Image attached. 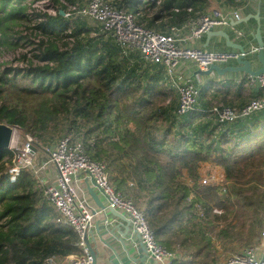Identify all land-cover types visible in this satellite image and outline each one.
Returning <instances> with one entry per match:
<instances>
[{"label": "trees", "instance_id": "16d2710c", "mask_svg": "<svg viewBox=\"0 0 264 264\" xmlns=\"http://www.w3.org/2000/svg\"><path fill=\"white\" fill-rule=\"evenodd\" d=\"M38 1L0 0V44L17 45L7 37L13 26L32 28L42 37L31 57L23 53L25 67L0 74V122L32 134L36 146L53 141L52 129L55 134L74 130L93 159H99L95 147L103 142L121 152L138 192H145L144 211L155 238L169 251L191 257L173 264L214 260L206 227L221 226L217 240H222L230 235L233 218H243L246 229L238 232L254 237L264 213V110L217 129L206 109L218 90L211 94L202 85L196 108L178 115L177 96L162 65H144L138 53H123L100 26L92 35L69 19L66 10L75 0H47L54 14L34 6ZM213 1L112 3L138 24L164 32L195 19ZM91 137L94 143L87 142ZM12 156L10 149L0 151V264H42L50 256L76 253L77 234L58 221L35 175L23 170L10 182L4 163ZM200 163L222 168L226 183L201 182ZM255 174L258 180L252 181ZM243 181L249 182L246 190Z\"/></svg>", "mask_w": 264, "mask_h": 264}, {"label": "built area", "instance_id": "2783aa9c", "mask_svg": "<svg viewBox=\"0 0 264 264\" xmlns=\"http://www.w3.org/2000/svg\"><path fill=\"white\" fill-rule=\"evenodd\" d=\"M44 3L49 5L47 0H40L34 6L39 7L38 4ZM43 10L51 14L55 13L52 7ZM79 12L97 22L101 32L110 36L121 47L123 53L136 52L145 63L163 66L178 98L176 110L178 115L194 110L200 96V87L188 79H182L178 73V68L183 61H192L199 69L206 70L213 64L220 67L227 66L236 61L239 56L253 61L258 50V46L248 39L242 29L232 25L233 22L241 20L242 15L238 9L213 8L184 25L172 26L167 33L138 24L133 14L115 6L112 0H88ZM224 26H232L235 41L245 43L242 51L239 49L212 51L184 45L186 40L198 39L210 29ZM185 31L187 33L183 34ZM249 79L250 83L264 91V72L258 76H251ZM261 110H264V94L250 99L240 108L215 103L206 109L209 118L217 125V129ZM12 128L9 149L13 156L8 168L10 182H15L23 170L31 171L38 179L41 170L47 164H52L56 169V182H47L42 185L43 194L58 213L59 220L77 234L79 239L76 245L82 249L80 255L70 256L64 264H92L93 260L85 238L93 226L95 211L86 199L78 195L73 184V179L83 173L92 177L103 191L108 207L119 211L127 218L153 264H171L176 258L174 253L155 238L145 211L112 185L105 161L91 158L87 153L88 145L82 139L74 136L73 133L62 135L53 147L46 149L48 159L39 165L33 150V146L36 147L35 138L27 133L18 143L19 131L16 126ZM260 235L264 237V227ZM260 250L258 247L247 246L242 251L231 254L224 264H264V254H261ZM42 264L57 263L49 257L44 259Z\"/></svg>", "mask_w": 264, "mask_h": 264}, {"label": "crops", "instance_id": "0c3cea01", "mask_svg": "<svg viewBox=\"0 0 264 264\" xmlns=\"http://www.w3.org/2000/svg\"><path fill=\"white\" fill-rule=\"evenodd\" d=\"M239 0H236V2ZM213 8H225L227 10L238 9L241 12V20L233 22L232 25L240 28L247 35L248 39L257 45V41L254 38L256 30L260 27L261 34L264 39V0H241L239 4L226 3L224 0H214L209 7L201 11V13L209 11ZM181 26V25H180ZM172 26L167 27L164 32H170ZM220 31H224L228 34L230 40L234 43L243 46L245 44L241 41H235L234 29L232 26L217 27L204 33L198 39L186 40L184 45L191 47H202L208 50H228L237 49L229 47L226 44V40L223 36L219 35ZM185 31L183 34H186ZM138 60H141L142 64L146 65L140 55ZM153 65V64H152ZM159 65V64H158ZM229 65H236V61L231 62ZM163 71L164 68L161 66ZM225 67V66H224ZM252 67L254 69L259 67L257 59H253ZM199 68L192 61H183L179 68L178 73L182 79H188L192 81L193 84L197 86L209 87V93L218 90L217 95L211 98V102L216 103L218 99L223 100L225 103L228 102L232 107L240 108L250 99L264 94L263 90H260L256 85L250 83L251 75L243 71L239 72H226L220 75L216 72H211L209 75H199L196 74V70ZM165 79L170 83L169 78L166 76L164 71ZM171 87V83L169 84ZM220 86V87H219ZM174 89V87H172ZM219 88V89H218ZM239 89V93L236 91ZM248 90V95L242 96V92ZM227 92V93H226ZM176 93V92H175ZM226 93V94H225ZM177 96V95H176ZM210 98V97H208ZM178 100V98H177ZM95 142L94 137H91L87 142ZM105 142H103L98 148L99 150V160H104L107 167V173L109 180L112 185L122 194L130 197L135 205L142 210L147 208V201L145 200L144 193L140 194L138 192V187L136 180L133 175L129 172L131 169L127 167L125 161L128 160L121 152L116 149L106 147ZM95 151V150H93ZM37 163L39 165L45 163L48 159V153L41 146H36L34 150ZM211 164L214 168L220 169L212 163H200L199 171L201 166ZM222 169V168H221ZM222 171H224L222 169ZM36 177V176H35ZM90 176L86 174H78L73 179V184L77 189V193L81 198L86 199L95 211L93 217V226L86 234V238L91 246V248L96 252L97 264H153L152 260L146 255L138 236L132 230L130 224L125 220L127 219L122 213L117 211L111 213L108 207V202L103 193L99 189L94 188L97 194V203L89 193V187L91 186ZM57 179V172L52 164H47L44 169L41 170L39 174L38 181L41 185L48 183H54ZM49 203V202H48ZM102 204L104 207L100 206ZM122 214L125 219L119 217ZM63 224L60 220H58ZM65 225V224H63ZM77 252L66 256L54 255L52 257L57 264H64L70 256L80 255L82 249L76 245ZM258 247L261 254H264V237L260 235V240L256 245H251ZM176 255V258L172 260H190L191 257H185L182 250L176 249L171 251ZM185 257V258H184ZM49 258V257H47ZM46 259V258H45ZM44 261V260H43ZM42 261V263H43ZM225 259H220L219 253L216 252L214 255V260H209L206 264H224Z\"/></svg>", "mask_w": 264, "mask_h": 264}, {"label": "rangeland", "instance_id": "374dc122", "mask_svg": "<svg viewBox=\"0 0 264 264\" xmlns=\"http://www.w3.org/2000/svg\"><path fill=\"white\" fill-rule=\"evenodd\" d=\"M87 2L88 0H75L74 5L68 4L69 7L66 10L68 14H65V15H67L68 18L71 19L72 21L73 20L76 21L77 24H80V25L84 24L86 28H90L91 34L94 35L95 29L99 27L98 23L92 20L91 18L85 17L79 12V10L82 7H84ZM45 4L46 3L38 4L39 8L46 9V8L52 7V6H45ZM42 5H44V8H42ZM34 32L35 31L32 28H26L24 25L13 26L7 29L8 39L11 41H16L17 45L10 46L7 43L0 44V74L8 67L12 69H21L26 66V60L22 59L23 53H26L27 57H31L33 53L32 48L35 47V44L37 43L38 38L41 37V36H36ZM23 38L26 40H24ZM253 59H256L255 56L253 57ZM248 93H249L248 90H246L242 92V96H246L248 95ZM220 102H223L222 98L218 99L216 103H220ZM16 129L19 131L17 136H19L18 143H20L24 139V134H27V133H25L22 129H20L17 126H16ZM56 132H57L56 129H52L50 131V135H54L52 139L53 141L51 143H42L43 145L41 146L42 148L46 150V149L53 147L56 144V142L59 140V138L65 133L63 132L61 134H55ZM72 132H74V130L69 131V133H72ZM29 135L34 137L32 134H29ZM10 165H11V162L5 161L4 167H6L7 170ZM199 173L201 175L200 177L201 182H204L206 184L214 183L218 185H223L226 183L224 171H222L221 168L220 169L214 168V166H212L211 164L201 166ZM184 180H186V182L190 181L188 177L186 176H184ZM251 180L252 181L258 180V175L255 174V176H253ZM242 186L244 190H246L249 187V182L243 181ZM214 211L221 212L220 209H214ZM236 212L237 213L239 212L238 208ZM260 216H261L262 224L256 231L255 236L252 238L248 237L246 234H243V233L240 234L238 232V231H243L246 229V227L243 226L244 225L243 218H239V219L233 218V221L231 223L232 229H230V235L227 238H224L222 240L220 239L217 240V230L221 226L216 227V228L206 227L205 229L206 232L208 233L209 237L212 238L211 241H212V247H213L212 248L213 256L217 252L220 255V259H225L226 261L227 258L231 254L240 252L247 246L256 245L257 242H259L260 240V233L264 227V213H262Z\"/></svg>", "mask_w": 264, "mask_h": 264}, {"label": "water", "instance_id": "95a60500", "mask_svg": "<svg viewBox=\"0 0 264 264\" xmlns=\"http://www.w3.org/2000/svg\"><path fill=\"white\" fill-rule=\"evenodd\" d=\"M61 13L63 14V11H61ZM213 29H210L209 31L212 32ZM219 35L223 36L226 40V44L229 46V47H233V48H237L239 49L240 51L243 50V46L240 45V44H237V43H234L230 40L229 36L227 33H225L224 31H220ZM254 38L256 39L257 41V46H258V50L255 54V58L257 59L258 63H259V67L254 69L252 67V60L251 59H246V58H243L242 56H239L237 59H236V65H227L225 67H220L218 65H211L208 69L206 70H201V69H198L196 70V74H199V75H209L211 74V72H216L220 75H223L225 74L226 72H239V71H243L245 73H248L250 74L251 76H258L260 75L261 73L264 72V39H263V36L261 34V31H260V27L257 28L256 30V33L254 35ZM12 131H13V128L12 126L6 124V123H2L0 122V151H2L3 149H9V145H10V141H11V137H12ZM36 147L33 146V150H35ZM90 181H91V186L92 187H89V193L90 195L92 196V198L97 202L99 203L98 199H97V194L95 192V189L94 188H97L99 189V191L101 193H103V191L96 185L94 179L91 177L90 178ZM100 206L103 208L104 206L102 204H100ZM110 212L111 213H115L117 214V211L110 208ZM119 217L122 218V219H125V217L122 215V214H119ZM128 223L129 221L127 219H125ZM86 240V245L89 249V252L91 253L92 257H93V260H92V264H97V260H96V252L91 248L87 238H85Z\"/></svg>", "mask_w": 264, "mask_h": 264}]
</instances>
